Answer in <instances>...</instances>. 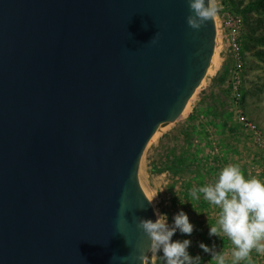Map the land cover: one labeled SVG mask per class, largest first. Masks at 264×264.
Segmentation results:
<instances>
[{"label": "water", "instance_id": "water-1", "mask_svg": "<svg viewBox=\"0 0 264 264\" xmlns=\"http://www.w3.org/2000/svg\"><path fill=\"white\" fill-rule=\"evenodd\" d=\"M189 14L187 0H0V264H141L136 221H156L142 151L214 52V18L197 31Z\"/></svg>", "mask_w": 264, "mask_h": 264}, {"label": "rangeland", "instance_id": "rangeland-1", "mask_svg": "<svg viewBox=\"0 0 264 264\" xmlns=\"http://www.w3.org/2000/svg\"><path fill=\"white\" fill-rule=\"evenodd\" d=\"M251 1L216 0L218 13L214 19L217 23L226 13L238 15L241 18L238 40L242 56V67L238 85L240 95L237 98L233 95L234 134L231 136L204 138L210 140L211 145H206V140H200V143L194 142V148L197 150L196 154L198 156L202 155L206 159L203 163L201 162L203 166L199 168L196 166L187 170L176 169L166 158V154L173 147L179 148L182 145L184 141L182 128L186 126V118L191 110L195 96L208 78L218 70L221 62L228 69L231 85L230 47L224 31L219 28L214 46L215 64L211 67L210 72H206L204 83L195 91L188 103L187 110L178 119L163 123L165 126H161L163 128L158 135L153 140L148 141L142 151L139 161V180L149 200H152L151 204L156 213V219L158 214L164 215L165 211H176V209L181 208L179 202H176L177 197L185 203L186 209L192 210L196 208L198 200L191 197V190L198 188L201 183L204 186L208 185L209 178H213V181L218 179V174L225 166L237 165L243 176H246L247 171L251 170V167L255 169L256 166L254 165L264 164V150L255 143L250 133L237 120L235 112L236 110H241L264 133V55L257 54L258 51L264 49V5L247 9V5ZM213 157H217L219 161L213 162L211 160ZM217 163L219 168L216 170L213 166ZM164 179L167 181L165 188ZM187 184L192 189L188 188ZM183 195H186L187 199L185 197L182 198ZM199 195L201 199L202 196L201 194ZM167 223L168 225L171 224L169 221ZM162 255V251L156 254L147 250L144 264H148V261L151 264H156L157 259L164 264Z\"/></svg>", "mask_w": 264, "mask_h": 264}, {"label": "clouds", "instance_id": "clouds-1", "mask_svg": "<svg viewBox=\"0 0 264 264\" xmlns=\"http://www.w3.org/2000/svg\"><path fill=\"white\" fill-rule=\"evenodd\" d=\"M190 14L186 17L187 25L199 30L218 13L216 0H187ZM154 38V37H153ZM153 38L151 41L154 42ZM203 199L217 206L220 211L214 226L209 228V236L223 234L233 245L234 262L249 258L253 249L264 253V182L256 178L245 179L239 166L227 165L218 174L214 183L191 190L195 200ZM152 201V200H151ZM149 201V202H151ZM137 227L150 239V250L153 253L162 251L165 264H193L200 257L192 258L187 252L190 240L172 241L178 229L182 234L191 235L193 225L183 211L173 217V225L169 226L167 217L159 215L155 222L148 219H137ZM199 247L205 253H211L216 264H226L222 254L215 253L203 243ZM146 256L138 259L144 264Z\"/></svg>", "mask_w": 264, "mask_h": 264}, {"label": "crops", "instance_id": "crops-1", "mask_svg": "<svg viewBox=\"0 0 264 264\" xmlns=\"http://www.w3.org/2000/svg\"><path fill=\"white\" fill-rule=\"evenodd\" d=\"M234 99L231 90L228 69L226 65L220 63L218 70L208 78L205 84L197 92L191 110L186 118L185 125L194 130V134L203 137H221L234 134L233 112ZM264 161V160H263ZM255 169H249L244 175L245 179L256 178L264 182V164L254 165ZM248 175V176H247ZM167 181L164 179V188ZM204 206L198 210L178 208L165 211L164 215L169 221V226L173 225V217L180 211L187 214L189 222L193 225L191 235L184 234L177 229L172 241L190 240L191 244L187 248L190 257H200V261H193V264H216L211 253H205L199 244L203 243L215 253L225 257L226 264H264V253L252 250L246 260L234 262L232 257L233 245L227 236H209V228L214 226L218 219L220 209L212 204ZM166 210V209H164Z\"/></svg>", "mask_w": 264, "mask_h": 264}, {"label": "built area", "instance_id": "built-area-1", "mask_svg": "<svg viewBox=\"0 0 264 264\" xmlns=\"http://www.w3.org/2000/svg\"><path fill=\"white\" fill-rule=\"evenodd\" d=\"M215 21L216 25V37L218 35V30L221 28L226 36L228 45L231 52V88L235 98L239 96L240 92L238 90V85L240 83V70L242 67V56L239 47V26L241 25V18L238 15H232L226 13L219 23ZM237 120L242 124V126L250 133L251 137L255 143L264 150V133L259 129L257 124L249 119L241 110H236Z\"/></svg>", "mask_w": 264, "mask_h": 264}, {"label": "trees", "instance_id": "trees-1", "mask_svg": "<svg viewBox=\"0 0 264 264\" xmlns=\"http://www.w3.org/2000/svg\"><path fill=\"white\" fill-rule=\"evenodd\" d=\"M264 5V0H252L251 2L248 3L247 5V9H252L254 7H261ZM258 55H264V49L261 51H258L257 53ZM182 136L184 138V141L182 142V145L177 148V147H173L167 154H166V158L167 160L170 162L171 165L175 166L176 169L179 168L180 170H187V169H191L194 167H200L203 166V162L206 160L204 159L205 157L202 155H197L196 154V148L195 144L193 145L194 142L196 143H200V140H206V145H211V141L204 139L205 137L203 136H199V135H195L194 134V130L190 129V127H188L187 125L182 128ZM211 160L213 162L215 161H219L217 157H213L211 158ZM202 162V163H201ZM218 163L216 165L213 166L214 169H218ZM172 172V170H171ZM209 184L210 183H214L216 179L213 178H209ZM188 188H191V186L189 184H187ZM204 186L203 183H201L199 187ZM192 189V188H191ZM197 189V187L195 188ZM184 194V193H183ZM202 198L200 200H198L197 202V207L193 208L192 210H198L201 207L204 206H209L207 203V201H203V194L200 193ZM186 198V195H183L182 198ZM187 199V198H186ZM176 202L180 204L181 208H187L186 205H184L185 203H183V201L177 197ZM176 203V204H177ZM184 234H182L180 237H183ZM148 264H151L150 261H148ZM156 264H163L161 261H159V259H157ZM165 264V261H164Z\"/></svg>", "mask_w": 264, "mask_h": 264}, {"label": "bare ground", "instance_id": "bare-ground-1", "mask_svg": "<svg viewBox=\"0 0 264 264\" xmlns=\"http://www.w3.org/2000/svg\"><path fill=\"white\" fill-rule=\"evenodd\" d=\"M214 18V17H213ZM215 39H216V37H215ZM212 64V65H211ZM215 64V53L213 52V55H212V59H211V63H210V67L208 66V68H207V72H210L211 71V67L213 66ZM202 83H204V78L201 80V82H200V84L197 86V88H196V90L201 86V84ZM195 90V91H196ZM195 93V92H194ZM194 93H193V95H194ZM193 95L189 98V100H188V103H189V101H190V99L193 97ZM188 103H187V105H186V107H185V109H184V111L182 112V114L187 110V108H188ZM162 125H164L163 124V122H160V124L158 125V128L156 129V131L152 134V136L150 137V139L148 140V141H151V140H153L157 135H158V133H159V131L163 128V127H161ZM165 126V125H164ZM146 193V192H145ZM147 195V194H146ZM149 241H150V239H149V237H148V240H147V243L149 244Z\"/></svg>", "mask_w": 264, "mask_h": 264}]
</instances>
